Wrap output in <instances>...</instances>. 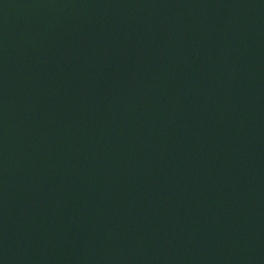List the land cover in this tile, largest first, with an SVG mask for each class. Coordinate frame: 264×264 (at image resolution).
Segmentation results:
<instances>
[{"label": "water", "instance_id": "obj_1", "mask_svg": "<svg viewBox=\"0 0 264 264\" xmlns=\"http://www.w3.org/2000/svg\"><path fill=\"white\" fill-rule=\"evenodd\" d=\"M0 264H264V0H0Z\"/></svg>", "mask_w": 264, "mask_h": 264}]
</instances>
